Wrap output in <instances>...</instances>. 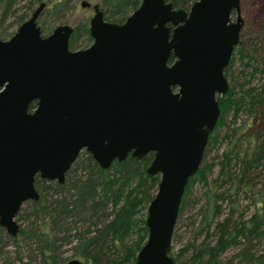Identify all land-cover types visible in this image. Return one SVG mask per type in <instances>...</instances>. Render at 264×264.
Wrapping results in <instances>:
<instances>
[{"label":"water","instance_id":"obj_1","mask_svg":"<svg viewBox=\"0 0 264 264\" xmlns=\"http://www.w3.org/2000/svg\"><path fill=\"white\" fill-rule=\"evenodd\" d=\"M44 5L0 39V227L17 236L20 206L39 198L34 178L61 184L82 149L103 170L151 153L145 173L158 181L133 264H176L171 236L216 126V97L228 89L223 70L239 41V0L187 8L139 0L120 23L104 20L93 3L92 43L73 51L70 25L42 35L36 20Z\"/></svg>","mask_w":264,"mask_h":264},{"label":"trees","instance_id":"obj_2","mask_svg":"<svg viewBox=\"0 0 264 264\" xmlns=\"http://www.w3.org/2000/svg\"><path fill=\"white\" fill-rule=\"evenodd\" d=\"M19 1L21 0H0V22L11 16L14 17V13L19 8L17 6ZM40 1L42 0H25L23 2L25 11L14 18L15 23L19 25L26 17V12L32 11L33 5ZM95 1L103 18L116 23L122 22L139 3V0ZM166 1H169L173 8H187L194 0ZM46 2L50 3L51 7L47 10L46 16L51 20L41 21L39 26L43 34L51 30L53 23L63 21L65 13L73 8L75 0H46ZM43 9L38 17L44 14ZM2 33L1 30L0 34ZM83 35L88 38L85 22L76 24L69 40V47H72ZM238 43L240 44L239 41ZM237 45L233 51L243 58L241 46ZM229 65L230 63L224 70L226 76ZM243 65L255 70L248 62H244ZM262 93H264V79L258 91L248 87L240 95L235 96L228 84L226 93L216 97L219 116L216 126L208 137V145H214L217 138L226 140L229 144L220 153V159L216 162L220 171L218 170L217 173L219 179L214 183L216 184L217 181L222 185L227 183L231 192L228 194L222 190H215L213 192L216 194L212 198V185L206 182L205 176L206 170L215 164L212 163L213 161L202 162L195 174L188 179L184 194L195 179L207 186L198 210L199 219L196 221L197 235H202V239L196 245H190L191 254L188 263L176 262L182 251L178 250L176 256L172 257L176 264H222L221 254L228 247L240 245V239L242 241L245 239L249 245L238 247L237 252L231 257L236 259L234 264H264V248L256 253L251 250L253 244L250 243L256 237L262 236L264 239V214L261 211V208H264V129L259 130L254 124L251 126L243 124L231 127L228 133L220 136L215 133V129L223 124L224 115L229 110L232 111V117L242 109L250 115L253 114L255 105L261 101ZM249 127L258 130L257 132L255 130L256 133H249ZM236 132L237 137H235ZM151 157V153L141 159L128 155L122 161H113L108 169L103 170L87 152H83L82 157L77 155L65 173L63 183L57 184L35 177L34 186L39 198L30 201L25 215L17 213L18 217L26 219L32 217L33 220L25 229L20 228L17 236L34 241L40 264H61L66 261L65 257L60 256L59 249L71 241H74L69 248L72 250L71 257L77 255L86 264L87 262L88 264H133L134 254L143 244L147 232L144 219L134 218V215L153 197L147 189L157 184L156 176L145 173ZM232 167L234 170L231 171ZM256 179L259 185L258 209L247 219H244L241 213L232 218L230 211L228 216L215 221L222 212L220 204L216 203L217 198L221 202L225 200L232 202L230 196L236 194L238 189L254 187ZM36 221L40 223L36 225ZM129 231L136 235L133 246L123 242V237ZM17 236H8L0 227V260L5 264H11L12 261L19 262L21 259L15 250L18 247L15 240ZM3 237L15 246L12 258L8 256L9 251L4 248L6 245L1 243ZM226 262L229 263L228 260Z\"/></svg>","mask_w":264,"mask_h":264},{"label":"rangeland","instance_id":"obj_3","mask_svg":"<svg viewBox=\"0 0 264 264\" xmlns=\"http://www.w3.org/2000/svg\"><path fill=\"white\" fill-rule=\"evenodd\" d=\"M25 0L19 1L17 6L19 7L18 10L14 13V17L11 16L4 21L0 22V39H6L9 33L15 31L16 23L15 19L21 12L25 11V7H23V2ZM45 2L44 9L42 13L37 18L38 25L41 24V21H50L51 18L46 16L47 10H50V3H47L46 0H42ZM82 1L88 0H75L73 8H71L67 13H65L63 21L53 23L52 27L58 23H66L68 25H75L78 24L86 19H88L93 11H92V4L95 3V0H89L88 6H80ZM25 5V4H24ZM37 4L33 5L32 9L35 8ZM239 11L241 18L243 20V24L239 34V42L238 45L241 46V50L243 52V58L237 56L235 51H232L229 60V67L227 68V78L228 84L231 86L232 92H234L235 96L240 95L243 91H245L248 87L255 88V91H258L259 85L262 83L264 79V0H239ZM31 10L26 12L27 18L30 14ZM24 18V19H25ZM51 27V28H52ZM84 42L78 40L76 42L75 47H83ZM237 45V46H238ZM244 62H248L249 66L255 68L253 71L251 67H246L243 65ZM243 124L252 125L254 124L255 127H258L259 130L264 129V93L261 94V101L259 104L255 105L254 113L248 114L246 110L242 109L241 111L237 112L235 117H232V111L229 110L225 113L223 124L215 129V133L219 136L223 133H228L231 127L241 126ZM257 129V130H258ZM242 130V129H240ZM255 128L249 127V133L255 132ZM256 130V132H257ZM255 132V133H256ZM235 137H237V132L235 133ZM229 144L226 140H219L214 145H208V142L205 146L202 162H211L215 163L212 164L211 168L206 170V182L209 185H212V198L213 195L216 193L213 192L215 190L220 191L222 190L224 193L227 192L228 194L231 192L228 188L227 183L218 184L215 186V180L219 179L218 170L220 171L219 164L216 162L220 159V153L225 150ZM84 150H80L78 156L82 157ZM232 162V161H231ZM234 170L233 167L231 171ZM220 174V173H219ZM158 181V175L155 174ZM260 179V178H258ZM255 180L256 184L254 187L247 189L246 187H242L243 189H238L236 194L230 196V199L233 201L230 202L229 200L222 201L217 198V202L220 204L221 215L215 219L220 220L222 217L228 216L229 212H232V218H235L237 214L241 213L244 219L249 218L255 210L258 209L260 205L257 203V189L259 185L257 184V180ZM212 182V184H211ZM157 185V184H156ZM156 185L149 187L147 192L154 195L156 191ZM205 184L197 181L196 179L189 185L188 191L181 197L180 201V210L178 208V214L176 217V221L174 224L172 236H171V244H170V252L169 255L171 257H175L178 250H182L179 253V259L176 262L181 261L188 263L191 248L190 245H196L200 239H202V235H197V225L196 221L199 219L198 210L203 201V193L206 190ZM30 201H26L22 203L20 209L18 211V215H25L28 210V205ZM148 203H145L141 209H138L137 213L134 215V218L141 217L142 219L145 218L146 215V206ZM262 213L264 214V208H261ZM16 216V220L20 225V228L25 229L29 222H31L32 217L29 219L22 218ZM195 222V223H194ZM40 223L36 221V225ZM194 223V224H193ZM82 228V227H81ZM80 229V227H79ZM147 233V232H146ZM140 234V233H138ZM135 233L129 231L125 237H123V242L129 244L130 246L135 245ZM146 238V237H145ZM144 238V241H145ZM195 239V240H194ZM16 243L18 247L15 249V246L10 243L7 238H2L3 244L6 246L4 247L9 251L8 256L12 258L14 256L13 251L14 249L17 250L18 255L21 257L20 261H12L11 264H40L39 257L36 254V247L33 240L24 239L23 236L16 237ZM74 241H71L69 244L62 245L60 247V256L65 257L67 260L71 258H79L77 255L71 257L72 250L69 249L70 246L73 245ZM252 245L251 250L258 253L261 252L264 248V239L262 236L256 237L250 241ZM249 245L245 239H240V245L235 247H228L222 254H221V263L222 264H234L236 259H232L231 257L237 252L238 247ZM136 253V252H135ZM115 255V254H114ZM135 257V254H134ZM229 261L226 262V261ZM175 262V261H174ZM175 262V263H176ZM0 264H5L3 260H0ZM88 264V262H87Z\"/></svg>","mask_w":264,"mask_h":264},{"label":"flooded vegetation","instance_id":"obj_4","mask_svg":"<svg viewBox=\"0 0 264 264\" xmlns=\"http://www.w3.org/2000/svg\"><path fill=\"white\" fill-rule=\"evenodd\" d=\"M26 19V18H25ZM104 19V18H103ZM89 20H90V17L88 18V19H86V20H84V21H82V22H80V24L81 23H83V22H85L86 23V29H87V36H88V38H86V36H82V37H80V38H78L76 41H75V43L72 45V47H69V40H70V38H71V36L73 35V32H74V30H75V28H76V24L75 25H70L71 27H72V31H71V34H70V36H69V38H68V49L69 50H71V51H73V50H77V49H84V48H86V47H88L91 43H92V38L90 37V35H89V32H88V26H89ZM105 20V19H104ZM37 21V20H36ZM106 21H108V20H106ZM38 24V23H37ZM58 24H63V23H58ZM242 24H243V20H242ZM57 25V24H56ZM18 26V25H17ZM16 26V27H17ZM39 26V25H38ZM55 26V25H54ZM53 26V27H54ZM40 27V26H39ZM52 27V28H53ZM51 28V29H52ZM51 31V30H50ZM49 31V32H50ZM14 32V31H13ZM42 33V32H41ZM47 34V33H46ZM42 35H45V34H43L42 33ZM8 38V37H7ZM78 40H80V41H83L84 42V45H83V47H75V45H76V42L78 41ZM227 67V66H226ZM225 67V68H226ZM225 68H224V70H225ZM224 70H223V74H224ZM225 76V78H226V80H227V82H228V78H227V76L226 75H224ZM34 105H35V102L34 101H32L30 104H29V106H28V111L29 112H31V110L34 108ZM210 136V135H209ZM84 152H86V151H84ZM88 153V152H87ZM79 154V153H78ZM89 154V153H88ZM72 165V164H71ZM71 165H70V167H71ZM69 167V168H70ZM68 170H66V172H67ZM65 172V173H66ZM65 173H64V176H65ZM64 181V180H63ZM53 182H55V181H53ZM63 183V182H62ZM58 184V183H57Z\"/></svg>","mask_w":264,"mask_h":264}]
</instances>
